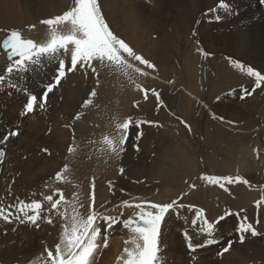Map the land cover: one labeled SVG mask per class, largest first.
Returning a JSON list of instances; mask_svg holds the SVG:
<instances>
[{"label":"rangeland","instance_id":"rangeland-1","mask_svg":"<svg viewBox=\"0 0 264 264\" xmlns=\"http://www.w3.org/2000/svg\"><path fill=\"white\" fill-rule=\"evenodd\" d=\"M30 1L22 0L27 7L29 6L27 11L29 16H32L30 18L32 23L8 27L6 26L7 17H5V11L2 10V18L0 16V37L2 38H0V41L6 37V30L11 29L20 30L23 37L33 39V36L25 31H30L29 26L35 25L32 31L40 28L45 29L46 26L41 25V20L55 17L58 14L61 15L64 11L68 10L73 2V0ZM126 1H131V4L135 8L140 7L143 9V12L145 11L144 14L146 16L142 17L143 19L141 21L143 22L140 21V25L143 29L137 36L138 40L140 39L138 42L142 43L141 45L137 42L138 45L136 44L135 46L130 41L131 37H128L131 36L129 35L131 31L136 32L140 30L139 23H135L137 27L133 25V29L131 28L130 31L126 32L122 30V26H124L122 23H124V20L122 14H118L120 13L118 10L120 6L118 5L121 0H98V3L101 4L100 7L101 10H103L102 14L103 16L105 15V21L110 29L128 43L131 48L133 47L137 53H145V55L142 54V56L144 55V58L151 62L153 61L152 63L155 65L154 70L146 69L144 66L139 65L138 62H135L141 68H144L145 71H152L149 77L143 78L139 83L145 88L159 91L167 107L157 111L155 97L152 96L150 92L147 100L144 99L143 93L141 92L136 93L137 96H135V89L130 84L125 85L121 83L122 86H119L118 90L113 92V99L111 98L113 95L112 92H108L107 94L102 93L105 79L109 77V74H104L99 63L94 62V66L98 70V76L94 75L95 77L93 78L91 70H88L89 73L92 74L91 78L89 73L86 74L84 70L79 68L74 71L75 74L74 72L68 73L66 79L64 78L65 80L63 79L60 85L48 96L44 109H40L37 106L32 113L22 116L21 112L26 103V95L23 93L22 89L26 87L25 80L27 77L31 76L33 72H29L30 74H20L22 79L20 76L19 78L21 80H17L13 78L15 76H12L11 79L15 80H13V82L18 81L17 83L20 86L17 89H12L8 85L6 86V91L2 96L4 97L10 94L12 99L8 102L6 106L7 109L5 107V109L3 108L4 110H0L1 113L4 114L6 124L9 126L8 128H10V130L20 129L18 130L20 132L19 136L14 137V140L12 137L9 141V144H11L9 145L11 152H20L21 150L23 151L22 153H26L27 155H24L22 157L23 159L17 160L9 155L11 153L10 151L5 152V158L3 162L0 163V202L8 205L15 203L17 198L25 200L26 202L36 199L42 202V208L50 209V204L44 201L43 197L52 195L56 189H60L67 203L62 202L59 209L60 212L66 213V218L61 217L55 212H41L42 217L46 215L51 216L53 221L51 224L43 219L38 222L39 227L29 223L21 224L18 221L8 223L0 220V264H50L47 260V252L45 249L47 248L55 254V245L60 242L61 233L63 231L62 226L70 224L73 209H75L76 213L81 217L86 218L90 211L89 205L92 204L91 194L93 192V183L95 186V201L93 205L95 211L100 213L101 216L120 217L121 221L133 216L134 212L137 211L135 208L123 206L122 201L124 200L133 203L146 200L163 204L170 203L179 197L178 203H182L185 206L184 212L186 215V222L178 220L177 223L173 221L170 222L168 216L166 218L168 221L164 222L162 226L159 243H162V240L169 239L170 241L173 240L177 245V241L186 240L184 236L185 231L192 237V240H195V238L199 240L202 238L206 239V236L196 234L200 225L194 226L191 223L195 216L196 209H203L204 216L209 222H215L217 218L226 211L239 213V215H230L219 222L217 226L218 235L214 233L215 238L217 239L218 237L219 240L217 247H214L215 251L217 252L218 250L220 252L221 248L231 239L234 242L230 250L222 255L225 257L230 254L228 258L230 262H228V264H264V259L259 263L253 257L251 259L248 258V254L253 255L255 253L249 249V244L245 241L254 237L251 236L250 233H247L245 241L241 243L238 239V233L235 231L241 218L247 216L248 220L254 223V226L260 233V235H258L259 237H255L264 240V203H261L259 209L254 207V202L260 199L261 194L257 192H251V195L246 193L242 183L241 185L239 184V187L233 188L230 193V187H228L229 191L226 192L218 185L210 184L201 179L202 174L227 176L229 175V170H238V165L241 163L234 162V159L237 158L241 152L246 158L248 155L246 154L247 149L244 146H237L239 144V139L233 135V126H246L243 128V131L250 129L249 124L251 118L256 117V115L249 116L250 112L247 110L250 107H256V111L260 109L259 114L264 118V86H261V89H256L251 96H247L244 100H241L239 98L241 88L243 87L251 91L255 81L254 78L243 74L230 63V60H237L247 66H255L254 68L256 70L264 74V59L260 61L259 64L255 59L258 55H262L264 58V31L261 29L260 25H258L260 23V14L259 12H255L261 5L258 4V0H238L236 1V6L233 7L237 10L239 8L235 16H225L221 21L216 22L211 18L212 14L209 13L205 15V13L207 9L217 4V0H182L180 2L179 0ZM46 2L48 5H46ZM105 2L107 4L110 3L113 9L106 8ZM65 4L69 5L65 6ZM31 8L34 10L32 9V11ZM60 12L62 13L60 14ZM185 13L188 15L186 16ZM197 21H199L200 24L197 23ZM171 28L174 30H171ZM193 29L196 30L194 36ZM201 29L203 32L205 31V33L207 31V33H203ZM218 29H221V35ZM251 30H254L255 33ZM118 31L123 37L119 35ZM236 31L239 32V38L235 36ZM167 32H169V35ZM175 33H178V35H175ZM190 36L193 40L190 39ZM241 36L248 41L250 40L248 47L239 48V45L237 47L234 45L235 40H239L237 42L240 43L242 39ZM170 37L173 41L171 39V41L169 40ZM250 37L251 39H249ZM178 40L180 45L187 50V54L190 52L189 54H195L197 58H199V60L197 59L198 62L195 67L197 71L196 79H188L185 70H183V72L187 77L186 80L174 78L164 74L166 73L163 72L165 68L158 66L161 59L169 60L173 58L176 54L174 49L175 44L173 43L178 42ZM198 40L199 43H197ZM203 40L206 41L204 42ZM193 41L194 43H192ZM206 45L207 47H205ZM197 48H203V50L210 53V55L203 56L197 53ZM189 50L193 52L191 53ZM210 50L212 52H210ZM0 53H4L2 48H0ZM240 53L242 54L240 55ZM246 54H248V56ZM249 56L254 58H249ZM68 62H70V59L66 61L67 66L70 67L71 65ZM7 63V55L5 54L4 61L1 63L3 66L0 67V72L6 67ZM182 66L183 65H180L179 68ZM214 67L222 69L220 76H210V69ZM43 69H45V67ZM53 70L54 73L52 75L55 74L54 67ZM171 70L172 69L167 72ZM70 76H72V78ZM75 77H79V79ZM80 78L81 80H86L87 83L86 81H81ZM97 78L99 79V84L96 82ZM173 78L176 79L177 83ZM47 80L49 83V78H47ZM169 81H172V83H169ZM41 87L42 86L38 87L36 92H31V90H29V92L37 95L39 98L43 93V88ZM84 87L89 93L93 89L97 91V96L93 99V105L87 108H82L84 100L89 98V93L84 90ZM123 89H126L131 96L135 97L128 102L123 101L121 103V91ZM16 95L19 98L18 101L14 99ZM189 95L192 97L191 102H194V106L192 103H189L192 107H190V110H187L184 107V103L187 102ZM114 97L117 98L115 99ZM217 97H220L219 101H217ZM117 99L118 104H116ZM134 101L138 102L139 108L133 106ZM197 101H200V103H197ZM205 104L207 107H205ZM63 108L66 109V111L63 110ZM104 109L105 113H102ZM205 109L206 111L209 109L210 112L204 111ZM78 112H83L84 115L81 119L76 120L74 117ZM238 112H244L247 115H241L240 119L237 117V120L234 121ZM211 113H215L216 116L219 113L217 117L222 116L224 118L223 121L220 119H213ZM128 116H132L139 120L157 121L158 125L144 124L142 126L144 134L138 141L139 151H136L132 147L134 143V134L136 132V129L133 128L132 135H130L127 142L126 150L120 157L113 156L107 152L102 153L100 149L103 145L100 141L104 134H111L113 132V117H118L119 120L122 121ZM181 120L190 125L191 131L185 127V124L181 123ZM230 121L235 123H229ZM259 124L264 126V121ZM33 132H38L41 135L33 143L34 152L30 153L32 145L30 141H28V136ZM54 139L56 141H54ZM90 141H94V143H89ZM58 144H61V146L63 145L62 148ZM70 144H74V146L77 147V151L73 154L67 152V148ZM261 148L264 150V146ZM43 149H47L48 151L45 152ZM173 154H175V156ZM53 155H55V157ZM178 155L181 156L183 161H187L183 158H189L190 161L192 160V163L194 161L191 168L188 165L182 164L183 162L180 163L179 161L181 159ZM174 158H178L179 160H174ZM238 161L244 164L241 158H239ZM174 163L175 165H173ZM65 164L69 166L68 170L63 174L66 179L57 182L55 180V173L60 171ZM169 165L172 167L171 169H167L170 167ZM178 165H184V167H179L175 170V167ZM39 166H41V168ZM121 167L124 168L123 174L119 171ZM252 168L255 170L262 169L261 167L253 166ZM30 181H32V183ZM109 182H111V184H109ZM190 185H195V187H190ZM245 186L248 187V185ZM155 194L156 196H154ZM58 198L59 196H54V199ZM148 198L149 200H147ZM188 206L193 207L189 210ZM248 206H250V208H248ZM241 209L244 211L241 212ZM121 213L123 214L121 215ZM29 214H31V212ZM21 218H23L22 214ZM256 220H259V223H255ZM99 225L101 226V233L96 240L98 247L91 258V264H122V261L118 260V257L126 255L123 253L125 247H133L130 242L133 235L132 232L130 229L124 228L122 223L113 225L112 229L109 231L107 247H105L103 232L104 221L100 220ZM225 225H227V227L225 228V234H223V227ZM13 229H15V231H13ZM9 239H12L10 245L13 248L6 249L4 241ZM126 241L128 243H126ZM262 245L264 246V243ZM163 249L167 250V247L165 246ZM186 254L196 255L198 251L196 250L193 252L188 250ZM159 255L162 258V264L173 263V260H169L168 258H166L168 259L166 260L161 254ZM190 261L189 259L181 260V263L189 264Z\"/></svg>","mask_w":264,"mask_h":264},{"label":"snow or ice","instance_id":"snow-or-ice-1","mask_svg":"<svg viewBox=\"0 0 264 264\" xmlns=\"http://www.w3.org/2000/svg\"><path fill=\"white\" fill-rule=\"evenodd\" d=\"M261 6H264V0H258ZM232 4L228 0H217L214 7L207 9V14H213L212 19L216 22L221 21L225 16H233L237 13ZM41 25L46 26L45 39L42 42H37L32 38H25L19 30L11 29L6 30V37L0 41V48L4 50L7 55L8 63L6 67L0 72V85L7 83L12 89L19 87L17 82H13L12 76L18 74L29 73L36 68H41L46 64L55 66V74L52 76L49 83L43 84V93L39 97L29 92L27 87L22 91L26 95V103L24 104L21 115L32 113L38 106L44 109L50 93L60 85L61 81L66 78L68 73L76 71L78 68L88 73L91 70L93 75L98 76V70L94 66V62H98L101 68H108L110 71L122 74L130 85L135 90L143 93L145 100L149 98V92L156 100V109L159 111L161 108H166L167 105L161 98V93L156 89H148L143 87L137 82L138 77H147L148 71L144 68L137 66H144L146 69H155V65L138 54L133 48L129 46L122 38L116 35L106 23L101 11L98 0H73L72 5L68 10L64 11L61 15L52 18L43 19L40 21ZM199 23V21H197ZM35 25L29 26L32 30ZM196 30L193 29V35ZM199 43V41H197ZM196 51L203 56H208L210 53L205 52L202 48H197ZM63 57V58H62ZM70 59V67L67 66L66 61ZM230 63L238 68L243 74L248 77L254 78L255 84L252 90L241 88L239 98L244 100L245 97L251 96L256 89L264 86V74L256 70L252 66H247L240 61L230 60ZM97 84L99 79L97 78ZM172 83V81H169ZM235 94V93H233ZM97 96L96 89L89 93V98L85 99L82 108H87L93 105V99ZM217 101L220 97L216 98ZM200 103V101H197ZM134 107H139L138 102H133ZM205 107H207L205 105ZM84 115L83 112H78L74 119L79 120ZM213 119H220L215 113H211ZM185 127L191 131L190 125L181 120ZM229 123H235L230 121ZM144 124L158 125L157 121L139 120L132 116L125 117L122 121L118 117H113L114 130L111 134H104L100 143L103 147L100 151L107 152L113 156L120 157L126 150L127 142L132 135V129L135 128L134 143L132 147L139 151L138 141L143 137L142 126ZM19 135L18 130H10L0 138V145L9 141L11 137ZM89 143H94L90 141ZM47 152V149H43ZM77 151L74 144H70L67 148L69 154ZM254 151H257L254 149ZM257 154L258 151H257ZM5 149L0 147V163L5 158ZM69 166L65 164L60 171L55 173V180L61 182L66 179L63 175ZM123 174L124 168L119 169ZM201 179L210 184L218 185L224 191H229L227 185L232 184H245L251 187L250 182L242 176H214V175H201ZM111 184V182H109ZM94 183L92 184L93 192L91 194L92 204L89 205V213L86 218L81 217L73 209L70 224L63 225L60 242L55 245V254L47 248V260L50 264H91V258L97 250V237L101 233V226L99 221H104V246L107 247V240L109 231L113 225L122 223L124 228L130 229L132 232L131 244L133 247H125L122 255L118 260L122 264H162V258L159 255V238L162 232V226L166 221L167 216L179 213L181 208L185 206L179 204V197L170 203H154L151 201L141 200L138 203H133L128 200L122 201V205L129 208H135L133 216L123 219L117 216H101L100 213L93 208L94 196ZM195 187V185H190ZM261 197L255 201L257 209L261 203H264V185L260 186ZM75 195V194H74ZM54 196H59L54 199ZM44 201L50 204V209L42 208L40 200L32 199L30 202L17 198L15 203L8 205L0 202V220L11 223L18 221L21 224L29 223L39 227V221L45 220L51 224L52 218L50 215L41 216V212H55L61 217L66 218V213L60 212V206L65 201V197L60 189H56L52 195L43 197ZM193 206H188L189 210ZM244 210L241 209V212ZM31 212V214H29ZM21 214L23 218H21ZM123 213H121L122 215ZM230 215H239L226 211L223 215L219 216L215 222H209L204 216L203 209H196L195 216L192 219V225H200L197 235H204L207 238L202 243H193L192 237L185 231L184 236L187 241V247L190 251H196L198 248L207 247L209 245L218 244L219 240L215 238L214 233L217 231V226L220 221L224 220ZM255 223H259L256 220ZM15 231V229H13ZM238 233L239 242L243 243L246 239V234L250 233L255 237L260 235L254 226L253 222L248 220L247 216L241 218L235 229ZM233 240H228L227 244L221 248L217 255H223L230 250ZM126 243H128L126 241Z\"/></svg>","mask_w":264,"mask_h":264},{"label":"bare ground","instance_id":"bare-ground-1","mask_svg":"<svg viewBox=\"0 0 264 264\" xmlns=\"http://www.w3.org/2000/svg\"><path fill=\"white\" fill-rule=\"evenodd\" d=\"M30 1V0H29ZM34 1V0H33ZM42 1V0H41ZM57 1V0H56ZM60 1V0H59ZM122 1H124V2H122ZM180 1H182V0H179V2ZM236 1H238V0H228V2H230L231 4H232V6L234 7V6H236L235 4H236ZM25 2H27V1H25ZM31 2V1H30ZM43 2V1H42ZM47 2H49V1H47ZM46 2V3H47ZM72 2V1H71ZM118 2V1H117ZM186 2V1H185ZM184 2V3H185ZM243 2V1H242ZM45 3V4H46ZM65 3V2H64ZM64 3H62V4H64ZM106 3V2H105ZM174 3V2H173ZM187 3V2H186ZM240 3V2H239ZM28 4V3H27ZM32 4H33V2H32ZM41 4V3H40ZM205 4V3H204ZM250 4H251V2H250ZM256 4V3H255ZM259 4V3H258ZM46 5H48V3L46 4ZM61 5V4H60ZM67 5H69V4H65V6H67ZM101 5V4H100ZM171 5V4H170ZM252 5V4H251ZM41 6V5H40ZM45 6V5H44ZM59 6V5H58ZM118 6H120V9H118L119 10V12L120 13H118V14H122V16L121 15H119V16H121L122 18H123V20H124V23H122V24H124V26H122V30H124V31H130L131 30V28H132V26L134 25L135 27H137V25L135 24V23H139V25H140V23L141 22H143V21H141L143 18V16H146L144 13H145V11L143 12V9L142 8H135L132 4H131V1H126V0H121V2H119V5ZM172 6V5H171ZM242 6V5H241ZM245 6L247 7V5L245 4ZM253 6H254V4H253ZM29 7V6H28ZM28 7L22 2V0H0V16H1V14H3L2 13V10H4L5 11V17H7V19H6V26H8V27H11V26H20V25H25L26 23H32L31 22V20H30V18L32 17H30L29 16V14H28V11H27V9H28ZM43 7V6H42ZM49 7H51V6H49ZM48 7V8H49ZM61 7V6H60ZM106 8H108V9H113L111 6H110V3H106V6H105ZM175 7V6H174ZM179 7V6H178ZM187 7V6H186ZM238 7V6H237ZM240 7V6H239ZM244 7V6H243ZM248 7H249V4H248ZM45 8V7H44ZM53 8V7H52ZM62 8V7H61ZM65 8H68V7H65ZM119 8V7H118ZM183 8V7H182ZM200 8H201V6H200ZM241 8V7H240ZM33 8H31V10H32ZM177 9V8H176ZM179 9V8H178ZM248 9V8H247ZM250 9H251V7H250ZM34 10V9H33ZM32 10V11H33ZM64 10V9H63ZM149 10V9H148ZM175 10V9H174ZM186 10V9H185ZM206 10V9H205ZM204 10V11H205ZM238 10H239V8H238ZM49 11H50V9H49ZM101 11H103V10H101ZM109 11V10H108ZM177 11V10H176ZM190 11V10H189ZM202 11V10H201ZM203 11V12H204ZM246 11H249V10H246ZM37 12H39V11H37ZM51 12V11H50ZM175 12V11H174ZM242 12H244V11H242ZM250 12V11H249ZM255 12H259V14H260V16H259V19H260V23L258 24V25H260V27H261V29L264 31V7H259L258 9H257V11H255ZM62 12H60V14H61ZM149 13V12H148ZM177 13V12H176ZM239 13V12H238ZM246 13V12H245ZM252 13V12H251ZM33 14H36V13H33ZM32 14V15H33ZM53 14V13H52ZM57 14V13H56ZM109 14H110V12H109ZM147 14V13H146ZM169 14V13H168ZM172 14V13H171ZM253 14V13H252ZM258 14V15H259ZM31 15V14H30ZM39 15V14H38ZM44 15H47V14H44ZM55 15V14H54ZM59 15V14H58ZM113 15V14H112ZM185 15H186V13H185ZM188 15V14H187ZM186 15V16H187ZM213 15V14H212ZM211 15V16H212ZM250 15V14H249ZM42 16V15H41ZM105 16V15H104ZM168 16V15H167ZM235 16V15H234ZM237 16V15H236ZM33 17H34V15H33ZM149 17V16H148ZM170 17V16H169ZM175 17H176V15H175ZM177 17H178V15H177ZM195 17V16H194ZM238 17V16H237ZM1 18H2V16H1ZM39 18V17H38ZM106 18V17H105ZM104 18V19H105ZM109 18V17H108ZM119 18V17H118ZM117 18V19H118ZM154 18V17H153ZM204 18H205V16H204ZM236 18V17H235ZM242 18V17H241ZM253 18V17H252ZM34 19V18H33ZM174 19V18H173ZM206 19V18H205ZM156 20V19H155ZM180 20V19H179ZM188 20V19H187ZM141 21V22H140ZM168 21V20H167ZM254 21H256V20H254ZM5 22V21H4ZM118 22V21H117ZM122 22V21H121ZM169 22V21H168ZM178 22V21H177ZM257 22V21H256ZM237 23V22H236ZM120 24V23H119ZM166 24H168V23H166ZM178 24V23H177ZM195 24V23H194ZM200 24V23H199ZM225 24V23H224ZM170 25V24H169ZM186 25V24H185ZM231 25V24H230ZM229 25V26H230ZM240 25V24H239ZM242 25V24H241ZM244 25V24H243ZM117 26H119V25H117ZM227 26V25H226ZM225 26V27H226ZM228 26V27H229ZM246 26V25H245ZM134 27V28H135ZM239 27V26H238ZM252 27V26H251ZM258 27V26H257ZM169 28V27H168ZM188 28V27H187ZM203 28H205V27H203ZM224 28V27H223ZM249 28H250V26H249ZM254 28H256V27H254ZM133 29V28H132ZM143 28H142V26L140 25V30L139 31H136V32H134V31H131V32H133V33H131L130 32V34H129V32H128V34L129 35H131V36H128L129 38L131 37V39H130V41H131V43H133L135 46H136V44H137V42L140 40H138V34H139V32L142 30ZM173 28H171V30H172ZM198 29V28H197ZM231 29V28H230ZM253 29V28H252ZM257 29V28H256ZM118 30V29H117ZM121 30V29H120ZM144 30H146V29H144ZM151 30V29H150ZM155 30V29H154ZM174 30V29H173ZM200 30V29H199ZM202 30V29H201ZM214 30V29H213ZM212 30V31H213ZM220 30L221 29H218V31H219V34L221 35V33H220ZM225 30H227V29H225ZM244 30V29H243ZM20 31V30H19ZM26 32H28L29 33V35H32L33 36V40H35V41H37V42H42L44 39H45V35H46V28L44 29V28H40V29H35V30H30V31H32V32H30L29 30H25ZM24 31V32H25ZM157 31V30H156ZM198 31V30H197ZM224 31V30H223ZM252 31V30H251ZM254 31V30H253ZM252 31V32H253ZM258 31V30H257ZM114 32V31H113ZM119 32V31H118ZM122 32V31H121ZM173 32V31H172ZM176 32H178V31H176ZM192 32V31H191ZM190 32V33H191ZM199 32V31H198ZM202 32H203V30H202ZM217 32V31H216ZM232 32V31H231ZM259 32V31H258ZM23 33V32H22ZM27 33V34H28ZM117 33V32H116ZM152 33V32H151ZM165 33H166V31H165ZM168 33V35H169V32H167ZM188 33V32H187ZM200 33V32H199ZM203 33H205V31L203 32ZM206 33H207V31H206ZM205 33V34H206ZM246 33V32H245ZM254 33H255V31H254ZM261 33V32H260ZM26 34V35H27ZM126 34V33H125ZM161 34V33H160ZM192 34V33H191ZM202 34V33H201ZM209 34V33H208ZM213 34V33H212ZM227 34V33H226ZM248 34V33H247ZM246 34V35H247ZM250 34V33H249ZM23 35V34H22ZM119 35H121L120 34V32H119ZM123 35H124V32H123ZM159 35V34H158ZM175 35H178V33L176 34L175 33ZM222 35H223V33H222ZM225 35V34H224ZM245 35V36H246ZM254 35V34H253ZM259 35V34H258ZM122 36V35H121ZM140 36V35H139ZM166 36V35H165ZM181 36V35H180ZM189 36V35H188ZM192 36V35H191ZM190 36V37H191ZM194 36V35H193ZM200 36H202V35H200ZM212 36V35H211ZM218 36V35H217ZM235 36L237 37L238 36V38L240 37L239 36V32L238 31H236V33H235ZM243 36V35H242ZM242 36H241V38H242ZM251 36H252V33H251ZM261 36V35H260ZM120 37V36H119ZM123 37V36H122ZM169 37V36H168ZM179 37V36H178ZM202 37H204V36H202ZM208 37V36H207ZM206 37V38H207ZM216 37V36H215ZM222 37V36H221ZM253 37V36H252ZM0 38H2V37H0ZM29 38V37H28ZM129 38H127V39H129ZM173 38H175V37H173ZM184 38V37H183ZM232 38V37H231ZM148 39V38H147ZM171 39V37L169 38V40ZM190 39H192V37L190 38ZM202 39V38H201ZM226 39V38H225ZM248 39V38H247ZM249 39H251V37L249 38ZM253 39V38H252ZM169 40L167 39V41L169 42ZM172 40V39H171ZM170 40V41H171ZM193 40V39H192ZM230 40V39H229ZM254 40V39H253ZM166 41V40H165ZM166 41V42H167ZM173 41V40H172ZM188 41V40H187ZM199 41V40H198ZM204 42L206 41V40H203ZM237 41H239V40H237ZM236 40H235V42H234V45L237 47L238 45H239V48L241 47V48H243V47H248L249 46V41L248 40H246L244 37L241 39V41H240V43H238ZM262 41V40H261ZM152 42V41H151ZM203 42V43H204ZM208 42V41H207ZM220 42V41H219ZM232 42V41H231ZM253 42V41H252ZM138 43H140V42H138ZM148 43V42H147ZM192 43H194V41L192 42ZM196 43V42H195ZM251 43V42H250ZM142 43H140V45H141ZM167 44V43H166ZM173 44H175L174 45V49H175V52H176V54L173 56V54H172V56H173V58L172 59H169V60H163V59H161L160 60V62H159V64H158V66H161V67H163V68H165L164 69V71L163 72H166V73H164V74H167V75H170V76H172V77H174V78H178V79H183V80H186L187 79V77H188V79L189 78H195L196 79V77H197V71L195 70V67H196V65H197V62H198V60H199V58H197V56L195 55V54H189L190 52L189 51H191V50H189L188 52V54H187V50H185V47H182L181 45H180V43H179V40H178V42H176V43H173ZM231 44V43H230ZM138 45V44H137ZM169 45H170V43H169ZM186 45H187V43H186ZM194 45V44H193ZM201 45H203V44H201ZM172 46V45H171ZM192 46V45H191ZM251 46H253V45H251ZM143 47V46H142ZM144 47H146V46H144ZM205 47H207V45L205 46ZM231 47H233V46H231ZM257 47V46H256ZM262 47V46H261ZM133 48V47H132ZM134 48H136V47H134ZM214 48V47H213ZM145 49V48H144ZM187 49H189V48H187ZM203 49V48H202ZM228 49H230V48H228ZM257 49V48H256ZM233 50V49H232ZM231 50V51H232ZM241 50V49H240ZM247 50V49H246ZM256 51V50H255ZM254 51V52H255ZM144 52H146V51H144ZM186 52V53H185ZM193 51H191V53H192ZM197 52V51H196ZM195 52V53H196ZM210 52H212L211 50H210ZM235 52H237V51H235ZM239 52H242V51H239ZM238 52V53H239ZM253 52V53H254ZM261 52V51H260ZM142 53V52H141ZM147 53H148V51H147ZM146 53V54H147ZM198 53V52H197ZM246 53V52H245ZM244 53V54H245ZM248 53V52H247ZM1 54V57H0V64L1 63H3V61H4V55L6 54L5 52L4 53H0ZM138 54H140V52L138 53ZM142 54H144L145 55V53H142ZM141 54V55H142ZM242 53H240V55H241ZM258 54V53H257ZM143 55V56H144ZM231 55V54H230ZM233 55V54H232ZM247 56H248V54H246ZM150 56V55H149ZM153 56V55H152ZM155 56V55H154ZM255 56V55H254ZM147 57V56H146ZM252 57V56H251ZM250 56H249V58H251ZM148 58V57H147ZM237 58V57H236ZM252 58H254V57H252ZM198 59V60H197ZM245 59V58H244ZM256 59V61H258V64L260 63V61H262L264 58L262 57V55L261 56H259L258 55V57L257 58H255ZM153 62V61H152ZM68 63H70V62H68ZM154 64V63H153ZM180 65H183L181 68H179V66ZM254 65V64H253ZM1 66H3L2 64L0 65V67ZM137 66H139L138 64H137ZM256 66H257V64H256ZM259 66V65H258ZM45 67V69H43ZM46 67H48V68H46ZM53 67H54V69H55V66L53 65L52 66V64H46L45 66H43V67H41V68H36L35 70H33L32 72L33 73H31V76H29V77H27V79L25 80V84H26V87H27V89L28 90H31V92H36L37 91V88L38 87H40V86H42L41 88H43V84H46V83H48V80H47V78H49V80L51 81V78H52V74L54 73V70H53ZM69 67V66H68ZM140 67V66H139ZM255 67V66H254ZM101 68V67H100ZM102 69V71L104 72V74H109V77L107 78V79H105V84H104V86H103V89H102V93H105V94H107L108 92H115V91H117L118 90V87L119 86H122L121 85V83H123V84H125V85H129V83H128V81H127V79L122 75V74H120V73H117V72H113V71H110L108 68H101ZM170 69H172L171 71H169V72H167L168 70H170ZM260 69V68H259ZM183 70H185L186 72V75H187V77L185 76V74H184V72H183ZM3 71V70H2ZM90 71V70H89ZM89 71H88V73H89ZM221 72H222V69L221 68H219V67H214V68H212V69H210V76L211 77H218V76H220L221 75ZM26 74H28V73H26ZM30 74V73H29ZM74 74H75V72H74ZM73 74V75H74ZM83 74V73H82ZM90 74V73H89ZM152 74V71L150 72L149 71V75L147 76V77H149L150 75ZM72 75V76H73ZM91 75V78H92V74H90ZM89 75V76H90ZM19 76H20V74H18V75H15V77H13V78H16L17 80H19L20 78H21V76H20V78H19ZM72 76H70L71 78H72ZM80 76H82V75H80ZM84 77H85V75H84ZM95 76L93 75V78H94ZM70 78V79H71ZM76 79H79V77L77 78V77H75ZM143 78H146V77H143V76H141V77H138V80H137V82L139 83V81H141ZM173 78V79H174ZM22 79V78H21ZM20 79V80H21ZM24 79H25V77H24ZM66 79V78H65ZM64 79V80H65ZM74 79V78H73ZM87 79V78H86ZM12 80H14V79H12ZM80 80H81V78H80ZM88 80V79H87ZM93 80V79H92ZM175 80V82L177 83V81H176V79H174ZM15 81V80H14ZM81 81H86V80H81ZM80 81V82H81ZM255 81V80H254ZM18 82V81H17ZM22 82H23V80H22ZM91 82V81H90ZM86 83H87V81H86ZM88 83H89V81H88ZM95 83V82H94ZM220 83V82H219ZM84 84V83H83ZM91 84V83H90ZM91 85H94V84H91ZM6 86H7V83H5V84H3V85H0V91H1V94H0V109H5V107L7 106V104H8V102L12 99V96L10 95V94H8V95H6V96H2V94L6 91ZM20 86V85H19ZM83 86H85V87H88V86H86V85H83ZM85 87H84V90H85ZM90 87V86H89ZM83 88V87H82ZM7 89H8V87H7ZM261 89V88H260ZM86 91V90H85ZM9 92V91H8ZM86 92H88V91H86ZM175 92V91H174ZM89 93V92H88ZM121 93H122V96H121V103L124 101V102H128L129 100H131L132 98H134L135 96H137L136 95V93H140V91H138V90H135V96H131L129 93H128V91L126 90V89H123L122 91H121ZM120 93V94H121ZM175 93H177V92H175ZM51 94V93H50ZM49 94V95H50ZM109 95V94H108ZM111 95V94H110ZM114 96V93H113V95L111 96V98ZM120 96V95H119ZM176 96V95H175ZM38 97V96H37ZM115 98V97H114ZM117 98V97H116ZM115 98V99H116ZM229 98V97H228ZM14 99L16 100V101H18L19 100V98L17 97V95L16 96H14ZM39 99V98H38ZM113 99V98H112ZM115 99H114V101H115ZM118 99H119V97H118ZM118 99H117V102H116V104H118ZM226 99V98H225ZM21 101V100H20ZM51 101V100H50ZM112 101V100H111ZM113 101V102H114ZM120 101V100H119ZM192 101V97H191V95H189V97H188V100H187V102L186 103H184V107L187 109V110H190V107H192V106H190V104L189 103H192L191 102ZM230 102V101H229ZM115 103V102H114ZM194 103V102H193ZM192 103V105L194 106V104ZM120 104V103H119ZM225 104H227V103H225ZM232 104H234V103H232ZM23 105V104H22ZM206 105V104H205ZM50 106V105H49ZM139 108V107H138ZM256 107H250L247 111L248 112H250V113H252V112H254L253 110L255 109ZM3 109V110H4ZM6 109H7V107H6ZM115 109V108H114ZM63 110H65L66 111V109H64L63 108ZM64 111V112H65ZM68 111V110H67ZM116 111V110H115ZM126 111V110H125ZM204 111H206V109L204 110ZM209 111V109L206 111V112H208ZM3 112V111H2ZM210 112V111H209ZM70 113V112H69ZM102 113H105V109L102 111ZM135 113V112H134ZM63 117V116H62ZM67 117V116H66ZM69 117V116H68ZM71 117V116H70ZM65 120V119H64ZM67 120V119H66ZM0 122H1V124H0V138H2L3 137V135L4 134H6L9 130H10V128H8L9 126L6 124V120H5V117H4V114H2L1 113V110H0ZM13 125V124H12ZM14 126H15V124H14ZM16 128V127H15ZM20 128H23V127H20ZM56 128V127H55ZM17 129V128H16ZM43 129V128H42ZM18 130H20V129H18ZM36 130V129H35ZM44 130V129H43ZM30 131V130H29ZM55 131V130H54ZM23 132V131H22ZM226 132V131H225ZM263 132V131H262ZM24 133V132H23ZM29 133V132H28ZM38 133V132H37ZM37 133H35V132H33V133H31L30 134V136H28L29 137V139H28V141H30V143H31V145H32V148H30V153H33L34 152V150H33V148H34V146H33V143L39 138V136L41 135V134H37ZM153 133V132H152ZM19 134H20V132H19ZM25 134V133H24ZM55 134V133H54ZM65 135V134H64ZM150 135V134H149ZM19 136V135H18ZM18 136H16V137H18ZM60 137V136H59ZM62 137H63V135H62ZM61 137V138H62ZM56 138V137H55ZM60 138V139H61ZM64 138V137H63ZM10 139H12V137L10 138ZM10 139H9V141H10ZM262 139V138H261ZM13 140H14V137H13ZM18 140V139H17ZM250 140H252V139H250ZM9 141L8 142H6V143H4V144H2V145H0V147H3L4 149H5V152L6 151H10L11 152V148L9 147V145H11V144H9ZM52 141H53V139H52ZM52 141H51V143H52ZM54 141H56L55 139H54ZM230 141V140H229ZM257 142H258V140H256ZM19 142H20V140H19ZM59 142V141H58ZM57 142V143H58ZM253 142H254V140H253ZM257 142H256V144H257ZM29 143V144H30ZM59 143H61V142H59ZM263 143V142H262ZM54 144V143H53ZM52 144V145H53ZM56 144V143H55ZM234 144V143H233ZM256 144L255 143H252V147H256V150L258 151V153L259 154H257V151L255 152V154H253V152L252 153H250V156L252 157V159H251V162H246L245 164H243L242 162H237V163H241V164H239L238 165V170L239 171H242V170H245V169H247V170H252L253 168H252V163H254V165H253V167H261L262 169H261V171L263 172L264 170V150H262V148L260 147V146H256ZM14 145V144H13ZM17 145H19V144H17ZM20 145H21V143H20ZM58 145H60L61 146V144H58ZM246 145V144H245ZM63 146V145H62ZM62 146H61V148H62ZM55 147V146H54ZM252 147H250V148H252ZM15 148V147H14ZM57 148V147H56ZM244 148V147H243ZM245 148H246V146H245ZM249 148V147H248ZM54 149V148H53ZM196 149V148H195ZM209 149V148H208ZM14 150V149H13ZM18 150V149H17ZM57 150V149H56ZM55 150V151H56ZM37 151V150H36ZM59 151V150H58ZM188 151H189V149H188ZM193 151V150H192ZM215 151V150H214ZM9 152V153H10ZM23 151H21L20 150V152H18V151H16V152H11L9 155H11L14 159H17V160H20V159H23L22 157L24 156V155H27L26 153H22ZM63 152V151H62ZM191 152V151H190ZM189 152V153H190ZM248 152H249V150H248ZM36 153V152H35ZM192 153V152H191ZM194 154V153H193ZM174 156H175V154H173ZM190 155V154H189ZM192 155V154H191ZM54 157H55V155H53ZM60 156V155H59ZM227 156V155H226ZM247 156V155H246ZM178 157H180V163L181 162H183L182 164H184V165H188L190 168H191V166H192V164L194 163V161H193V163H192V160L190 161L189 160V158L187 159V158H183V159H186L187 161H183L182 160V158H181V156H179L178 155ZM183 157V156H182ZM187 157V156H186ZM57 159V158H56ZM174 160H179L178 158H174ZM189 160V161H188ZM52 161V160H51ZM172 161V160H171ZM197 161V160H196ZM195 161V162H196ZM41 162V161H40ZM178 162V163H179ZM23 163V162H22ZM52 163V162H51ZM170 163H173V162H170ZM176 163V162H175ZM175 163L173 164V165H175ZM21 164V163H20ZM195 165H196V163H195ZM170 166V165H169ZM194 166V165H193ZM40 168H41V166H39ZM177 167V166H176ZM180 167V166H179ZM237 167V166H236ZM47 168V167H46ZM172 168V167H171ZM193 168V167H192ZM195 168V167H194ZM1 169V168H0ZM9 169V168H8ZM12 170V169H11ZM40 170V169H39ZM38 170V171H39ZM43 170V169H42ZM41 170V171H42ZM175 170H176V168H175ZM253 170H255V169H253ZM260 170V169H259ZM40 171V172H41ZM44 171V170H43ZM49 171V170H48ZM50 171H52V170H50ZM20 172V171H19ZM244 176V175H243ZM7 178V177H6ZM257 178V177H256ZM34 179V178H33ZM253 179V178H252ZM259 179V178H258ZM32 180V179H31ZM249 180H250V178H249ZM248 180V181H249ZM260 180V179H259ZM258 180V181H259ZM262 180V179H261ZM252 181V180H251ZM19 182V181H18ZM31 183H32V181H30ZM250 182V181H249ZM262 182V181H261ZM258 183V182H257ZM255 184V183H254ZM258 184H260V182L258 183ZM3 185V184H2ZM31 185V184H30ZM241 185V184H240ZM260 185H262V184H260ZM6 186V185H5ZM4 186V187H5ZM3 188V187H2ZM146 188H147V186H146ZM258 188V187H257ZM13 189V188H12ZM17 190H18V188H17ZM21 190V189H20ZM147 190V189H146ZM8 192V191H7ZM21 193V192H20ZM16 194V193H15ZM19 194V193H18ZM24 195V194H23ZM253 195V194H252ZM154 196H156V194L154 195ZM156 199V198H155ZM147 200H149V198L147 199ZM150 200H151V198H150ZM152 200H153V198H152ZM14 201V200H13ZM254 207L256 208V206L254 205ZM254 208V209H255ZM257 209V208H256ZM101 225V224H100ZM2 227V226H1ZM185 227V226H184ZM21 235V234H20ZM24 236V235H23ZM9 237V236H8ZM26 238V237H25ZM10 240V241H9ZM9 240H5L4 241V243H5V247H6V249L8 248H11L12 246L10 245V242H12L11 240L12 239H9ZM3 241V240H2ZM3 243V242H2ZM2 243H1V245H2ZM14 244V243H13ZM4 245V244H3ZM15 246V245H14ZM13 248V247H12ZM1 250V249H0ZM9 251V250H8ZM10 252V251H9ZM20 252V251H19ZM23 252V251H22ZM18 253V252H17ZM9 254V253H8ZM230 255V254H229ZM23 256H24V254H23ZM245 256V255H244ZM27 258V257H26ZM247 259V258H246ZM245 259V260H246ZM256 259H257V257H256ZM262 259V258H261ZM11 260V259H10ZM244 260V261H245ZM209 263V262H208Z\"/></svg>","mask_w":264,"mask_h":264},{"label":"crops","instance_id":"crops-1","mask_svg":"<svg viewBox=\"0 0 264 264\" xmlns=\"http://www.w3.org/2000/svg\"><path fill=\"white\" fill-rule=\"evenodd\" d=\"M257 110H259V111H256V109H255V110H253L254 112L249 113V116L256 115L255 118H251V122L249 124L250 129L243 131V128L246 126H239V127L233 126V130H232L233 135L239 139L238 140L239 144L237 146H244V147L246 146V149H247L246 154L248 155L246 158L243 155V153L241 152V154L237 158L234 159V162H236V163L239 162L238 161L239 158H241L242 161L245 159L243 161L244 164L246 162H251V159H252L251 156L253 154H255V152H256V151H254V149L256 150V147H252L251 145H252V143L256 144V142H257L256 140H258V142L256 144L257 147L258 146H260V147L264 146V126L262 124H259L260 122L264 121V118H262L259 114L260 109H257ZM218 115H219V113L217 114V116ZM241 115L246 116L247 114L244 112H238L236 114V118L234 119V121L237 120V117H238V119H240ZM250 139H252V140H250ZM253 140H254V142H253ZM250 147H252V148H250ZM248 150H249V152H248ZM251 151L253 152V154L250 156V153H252ZM253 165H254V163H252V166ZM179 166L184 167V165H178L175 168L177 169V168H179ZM167 169H171V166L168 167ZM236 175L242 176L243 178H245L247 180H249V178H250L249 181H250L251 187H249V186L246 187L245 184H243V188L246 191V193L251 195V192H257L258 194H261L260 186L264 185V171L262 172L261 170H251V169L250 170L245 169L242 171H239V170H232L231 171V170H229V175H227V176H236ZM257 182L258 183L260 182V184H262V185L258 184ZM227 187H230V193H231L233 188L239 187V184H232V186L227 185ZM179 204H182V203H179ZM248 208H250V206H248ZM168 219L170 222L173 221L175 223H177V220L186 222V215L184 212V208H181L178 214L174 212L173 214L169 215ZM168 219H166L165 222H167ZM226 227H227V225H225L223 227V234H225V228ZM215 233H216V235H218L217 231ZM217 239H218V237H217ZM203 240H204L203 238L200 240L195 238V240H193V243H202ZM245 242L249 244V249H251V251L253 253H255L253 255L248 254V258L251 259L253 257L254 259H256V257H257L256 260L260 263V261L262 259H264V246L262 245L264 243V240H261L257 237H254V238H250V239L246 240ZM165 246L167 247V250L163 249ZM214 247H217V244L209 245L207 247L198 248L197 249L198 254L192 255V254H186V251L189 250L187 247V241L186 240L177 241V245H176L173 240L170 241L169 239H166V240H162V243H159V248H160L159 254H161L164 259L168 258L169 260H173L172 264H180L181 260H186V259L191 260L189 264H228V262H230V260L228 259L229 255H227L225 257L221 256V255H217V253L219 251L217 250V252H216ZM168 259H166V260H168ZM164 264H167V263H164ZM183 264H185V263H183Z\"/></svg>","mask_w":264,"mask_h":264}]
</instances>
